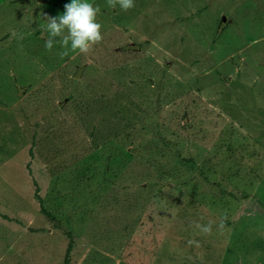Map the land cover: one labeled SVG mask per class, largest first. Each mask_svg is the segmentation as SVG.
<instances>
[{"label":"rangeland","instance_id":"1","mask_svg":"<svg viewBox=\"0 0 264 264\" xmlns=\"http://www.w3.org/2000/svg\"><path fill=\"white\" fill-rule=\"evenodd\" d=\"M70 2L0 0V264H65L68 234L70 264H264V0H88L103 40L62 59L45 25ZM22 125L82 148L47 167ZM227 131L255 157L214 189L198 170ZM192 178L230 206H190Z\"/></svg>","mask_w":264,"mask_h":264},{"label":"trees","instance_id":"2","mask_svg":"<svg viewBox=\"0 0 264 264\" xmlns=\"http://www.w3.org/2000/svg\"><path fill=\"white\" fill-rule=\"evenodd\" d=\"M109 107L107 108V110L103 108V111L97 110V109L92 110V116L97 115V114H104V116H106L108 113ZM78 121L82 123L81 117L78 118ZM78 121H76L77 128H78ZM26 126L29 128V125H26ZM22 127L26 129L25 132L27 133L28 132L27 127H24L23 125ZM37 127L39 126L37 125ZM37 127H35V129ZM65 131H67V135H66V139L64 140V142H60L63 140V136L62 134H59V133L52 134V132L51 133L49 132L51 138H53L52 140H49L48 138H44L43 135L40 133L38 134V133L33 132L32 134H30L28 132V134L31 136L29 137L30 139L29 141L32 146V148L30 149V156H34V148L35 150L37 149L39 151V154L41 153V155L44 152L46 156H42V159H44L47 167H51L52 165L54 166V164L56 163L55 161L58 158V155L62 154L63 151L65 150L64 147L68 148V151L70 152V153H67L65 157H67L68 154H69V157L72 156L76 149L82 148V145L76 146V144L74 143L73 131L70 130V126L69 128L66 127ZM108 143L109 142H107V144L102 147V151L100 150L101 152H103V148L107 147V152L106 154H103V158L101 161L102 165L105 164L115 154L118 153L117 148L115 147L113 142L109 144ZM41 146H43V150ZM217 147H218L217 151L215 150L213 153L208 154V156L204 158L198 170L199 176L202 177V179L205 181V184L211 183L210 182L211 176L215 175L216 173H220L221 176L225 180L229 181L230 177H233L235 174H238L237 172L238 169L232 170L233 164L241 166L242 164H245L247 161H249L250 159H254L255 157L253 153H251L250 151L246 149L245 145L239 146L238 144L235 143L233 132L227 131L225 139L221 141V143L218 144ZM97 150L98 148L92 153L97 154ZM59 159H62V157H60ZM226 163H228L227 166H225ZM73 164L76 166L77 169H79V171H81L82 176H80L79 178V182H81V184H83L84 182L90 181L91 179V176L89 175L90 172L94 171V174H96L98 170L102 169L100 168V166H96L97 164H100V163L95 160H89L83 163L74 162ZM90 167H93V170H91ZM220 169H224V171H228V172H226V174H222ZM198 182L199 181H196V178H192L188 182V184L192 185L191 191H192V196H193V198L189 200L190 206L196 207L198 203L209 205V207L211 206L213 209H216L219 206L223 207V209L228 208L230 206L231 201L229 200H233V195L231 194L226 195L224 193L218 194L214 191L215 188L218 189V188H222L223 186H219V184L214 186L215 184L211 183L210 186L214 187V189L208 190L206 189L205 185L203 187L202 185H199ZM34 185L35 186L37 185L36 181L34 182ZM95 199L96 201L99 200L98 197ZM40 202H43V200H41ZM113 205H114L113 202L103 201L102 209L105 212L110 213V208ZM103 217H107V216L104 215ZM108 219H109L108 217L106 219L101 218V222H102L101 224L108 227L110 225V221L108 222ZM124 230L125 232H128L126 231V228ZM68 236L71 241L68 246L67 256L65 257V264H70V253L73 247V240L71 239V235L68 234ZM190 261H193V259L190 258Z\"/></svg>","mask_w":264,"mask_h":264},{"label":"clouds","instance_id":"3","mask_svg":"<svg viewBox=\"0 0 264 264\" xmlns=\"http://www.w3.org/2000/svg\"><path fill=\"white\" fill-rule=\"evenodd\" d=\"M109 7L115 8L117 5L123 10L134 7V0H107ZM65 11L58 16H47L45 30L48 33L45 47L49 51L60 37L59 43L63 51L59 53L63 59L70 53L86 54L93 45L103 40L101 34L102 25L97 22V15L100 12L99 6H94L88 0H71L64 5ZM15 36L16 33H13ZM23 39V36H20ZM197 227H201L197 225ZM204 233L211 232V224L203 227ZM191 243V242H190Z\"/></svg>","mask_w":264,"mask_h":264}]
</instances>
